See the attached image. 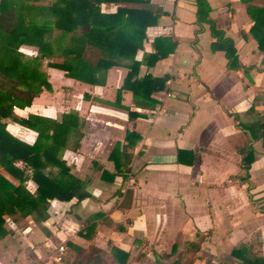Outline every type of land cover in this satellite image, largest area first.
<instances>
[{
  "label": "crops",
  "instance_id": "0c3cea01",
  "mask_svg": "<svg viewBox=\"0 0 264 264\" xmlns=\"http://www.w3.org/2000/svg\"><path fill=\"white\" fill-rule=\"evenodd\" d=\"M52 1L27 3L41 7ZM206 2L208 18L232 40L238 61L251 67L250 81L242 70L226 68L222 51L210 49L206 24L195 34L194 0H111L98 5L100 13L145 8L156 15L155 23L145 29L137 60L152 52L156 36L170 35L176 41L167 57L150 67L139 66L140 76H169L165 88L152 93L158 102L152 110L135 107L128 90H121L116 104V90L126 74L123 67L107 69L102 84H89L49 66L63 60L56 50L40 60L39 70L50 90L42 89L29 106L14 108L13 114L55 121L63 114H76L78 127L60 159L89 196L80 201L50 200L48 218L40 223L30 216L6 218L0 264L70 263L74 251L68 243L99 248L110 264L112 246L129 253L127 264H158L156 255L169 253L174 243L191 264H241L230 251L243 244L264 255V147L240 127L264 116V53L249 33L252 21L246 12L247 5L261 7L264 0ZM18 51L29 58L37 55L34 46L20 45ZM98 56V49L90 48L87 60L94 64ZM125 108L139 116L128 120ZM126 130L138 133L140 140L129 150L131 160L123 178L108 155L115 143H124ZM4 132L25 148L36 138L34 130L9 119ZM247 145L253 152L249 190L246 183L232 179L242 174L237 148ZM0 174L18 183L1 168ZM25 186L30 192L35 189L30 179ZM198 241L194 253L184 247ZM59 244L65 250L56 261Z\"/></svg>",
  "mask_w": 264,
  "mask_h": 264
},
{
  "label": "trees",
  "instance_id": "16d2710c",
  "mask_svg": "<svg viewBox=\"0 0 264 264\" xmlns=\"http://www.w3.org/2000/svg\"><path fill=\"white\" fill-rule=\"evenodd\" d=\"M107 1L111 0H53L47 6L38 7L28 4L27 0H0V168L18 182L15 185L0 174V239L7 233L6 218L17 220L30 216L33 222L40 223L48 218L50 200L75 198L80 201L89 196L82 182L69 173V168L60 159L62 150L78 127L76 114H63L58 121L35 115L18 118L13 114L14 108L29 106L42 89L50 90L46 75L39 70L41 59L58 51L63 56L62 62L49 63V66L89 84H102L106 70L113 66L125 68L122 85L116 90V104L121 90H128L135 107L152 110L158 103L152 93L165 88L168 74L140 76L138 70L140 65L153 66L171 54L176 41L170 35L156 36L151 41L152 52L143 53L137 60L135 54L142 49L146 39L145 29L155 23L156 15L145 8H117L114 13H100L99 3ZM194 5L198 26L195 34L202 24H206L212 38L210 49L222 51L226 68L242 70L250 81L248 71L251 67L238 61L232 40L208 18L210 9L206 0H194ZM246 12L252 21L249 33L256 41L258 51L264 53V4L261 7L247 5ZM54 30L57 33L52 35ZM20 45L34 46L37 55L25 57L18 51ZM90 48L99 51L94 64L87 60ZM126 111L130 121L139 116L136 112ZM232 116L236 118V115ZM7 119L36 132L30 147L25 148L4 132ZM240 127L249 133L251 140L260 139L264 147V116L252 124H240ZM123 140L122 144H114L108 158L113 162L115 172L125 178L131 160L129 150L140 136L133 130H126ZM237 152L242 174L232 179L246 183L249 190L251 145L237 148ZM17 162H21V166H17ZM28 179L35 184L33 192L25 186ZM67 246L74 251V256L70 263L62 264H110L105 252L99 248L83 249L71 243ZM184 247L194 253L199 248V241L185 243ZM230 255L241 264H264V255L252 252L247 244L233 248ZM109 256L112 264H127L129 253L112 246ZM156 256L158 264H191V258L175 243L169 253L161 252Z\"/></svg>",
  "mask_w": 264,
  "mask_h": 264
},
{
  "label": "built area",
  "instance_id": "2783aa9c",
  "mask_svg": "<svg viewBox=\"0 0 264 264\" xmlns=\"http://www.w3.org/2000/svg\"><path fill=\"white\" fill-rule=\"evenodd\" d=\"M168 96H169V94H168ZM64 250L65 249H64V246L62 244L57 245L56 252H55V255H54V259L56 261H61L63 255H64Z\"/></svg>",
  "mask_w": 264,
  "mask_h": 264
},
{
  "label": "rangeland",
  "instance_id": "374dc122",
  "mask_svg": "<svg viewBox=\"0 0 264 264\" xmlns=\"http://www.w3.org/2000/svg\"><path fill=\"white\" fill-rule=\"evenodd\" d=\"M257 248H258V247H255L256 251H257ZM63 261H67V257H64V258H63Z\"/></svg>",
  "mask_w": 264,
  "mask_h": 264
}]
</instances>
